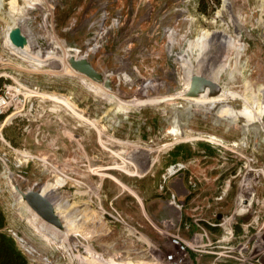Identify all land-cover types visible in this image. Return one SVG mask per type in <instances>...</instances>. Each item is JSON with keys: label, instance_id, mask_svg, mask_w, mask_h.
Here are the masks:
<instances>
[{"label": "rangeland", "instance_id": "1", "mask_svg": "<svg viewBox=\"0 0 264 264\" xmlns=\"http://www.w3.org/2000/svg\"><path fill=\"white\" fill-rule=\"evenodd\" d=\"M0 1L1 83L25 99L18 118L6 120L9 111L0 119V209L28 264H103L87 248L141 264L264 262V126L246 121L239 96L264 103V0ZM15 27L29 51L77 49L72 57L91 69L85 83L115 99L151 100L116 108L79 75L62 73L60 48L30 70L5 44ZM188 77L192 96L203 85L209 95L228 88L238 96L173 98ZM43 94L65 95L75 107L53 110ZM209 134L227 146L190 139ZM57 177L63 184L42 194L58 202L55 213L85 208L104 225L88 242L68 237L72 252L35 230L39 220H28L19 197Z\"/></svg>", "mask_w": 264, "mask_h": 264}, {"label": "bare ground", "instance_id": "2", "mask_svg": "<svg viewBox=\"0 0 264 264\" xmlns=\"http://www.w3.org/2000/svg\"><path fill=\"white\" fill-rule=\"evenodd\" d=\"M15 1L16 0H13L12 3L14 4ZM226 1L227 0H222V6L225 5ZM24 3H26L29 6L31 5V7H32V5L38 4L39 1L38 0H24ZM0 4H1V1H0ZM9 31H10V29L5 33V44H7V46L9 47V49H11V51L13 53H16L19 57H21V58L25 59L27 62H29L28 65L31 67L30 70H37L39 67L46 66L47 63L44 62V61L47 58L56 56V54H57V53H55L54 49L55 50H58L59 48L61 49V53H58V54L62 58H65L66 57V59H67L68 57H72V56H76L77 57L78 56V50L77 49L72 48V47H61L60 45H55V46H53L54 49H49L48 51H41L42 49L41 50L40 49H37V50L35 49L36 50L35 52H32L33 50L32 51H29L28 49H26L23 46V44L22 45H15V44H13L9 40V38H8V32ZM212 39L213 40H217L218 45L224 44V41H222L220 35H219V37H216L214 35ZM213 42H215V41H213ZM227 42H229V41H227ZM233 42L234 41L228 43V45H230V44L231 45H234ZM210 43L211 42L209 41V44ZM191 45L193 47V46L199 45V43L198 42H195V43H192ZM222 47L225 48L224 46H222ZM70 51H73L75 53L74 54L69 53ZM43 56H45V58H42ZM208 60H210V59H208ZM61 64H62V69H63L62 70V73L63 74H72V75L73 74H76V75H79V77H81L82 80H83L84 77H87L86 75H83L80 72H77L74 69H72L68 65L67 62H62ZM4 75H6V73H4ZM186 79H187L186 81H182L181 86L177 89V91L174 92V94L172 96L173 98H181V97H183V98H186L187 99V98H193V97H195L196 101H199V102H209L210 103V102H216V101H219L220 102V101H223V100H227L229 98H232V97L234 98V96H238L236 94V92H234V91H232V90H230L228 88H221L217 93H214L212 95H209V94H211V89L209 87H207V86L202 91L203 94H198V95H193L192 96V95H189V93H187V91H189L191 89L192 83H191L189 77L186 78ZM85 82H86V80H83V83H85ZM85 84L88 86V88H89L90 91L96 92L97 94H101V95L107 96L108 99H110L113 102H115L116 108H118V109H121V108L124 109V107L127 106V105H141V104H145V103H148L151 100L150 98H147V99H143V100L137 101L133 97H130L129 99H126L123 96L120 97V98L115 99L114 96L110 95L109 92H108V90L106 88L102 87L101 85L96 84V83H92V81H91V83L89 82V83H85ZM239 96H240V98H242L244 100L243 106H242V111L245 114V117L247 118L246 121L248 123L257 122V121L259 122L260 121L262 123V126H264V103H259L257 101H254L255 99L252 101L249 98V96H247V94H244V93L241 94V95H239ZM40 100L42 102L43 101H49V102H51L52 105H53L52 106L53 107V110L56 109L55 107L62 106L63 104H67V105H70L72 107H75L73 105V103L65 95L43 94L42 97L40 98ZM227 111H228V109H224L223 110V113L226 114ZM12 115H13V113H11L10 115H8L6 117V120L9 119ZM77 118L83 120L79 115H77ZM81 122L88 123V121H86V120H83ZM173 131H175L174 128H173ZM190 139H200V140L208 141V142H211V143H213L215 145H219V146H222V147H226L227 146L226 141H224L223 139L218 138V137H216L214 135H210V134L209 135H199L197 137H192ZM234 145H235V143H234ZM111 168L114 169L115 167H111ZM113 180L115 182H118V179L116 177H113ZM62 181H63V178L62 177H60V178L57 177V178H55L54 181L48 182L46 184V186L44 187V189L40 192V194H45L50 189L59 187V185L63 184ZM19 197H20L22 203L24 204V206L26 207V209L29 210V212L32 214V215H30L31 217L28 218V220L31 221L30 220L31 218H32V220H36V218L39 220V221L37 220L39 222V224L37 223L36 225H34L35 226V230L37 232H39V233H42L43 229L47 230L50 238L53 239V240H55V241L57 240V243H56L57 246L63 248L64 250L66 249L67 251L69 250V251L72 252V248H71L72 246L70 245L71 242H69L68 237L71 236V237H76L78 239L81 238L83 240H87V242H88V240H93L94 239V236L96 235V232L99 231V230H101L102 227L104 226L102 223H100L101 222L100 219L99 220H95V218H94L95 217V214L91 210H88V209H85V208H78V207L73 208L72 207L71 209L70 208H68V209L66 208L65 210H62V211L59 212L58 216H60L59 218L62 219L60 221H61V224H62V227L63 228H61V229L60 228H57L56 226H53L51 224H48L47 222H45L44 220H42L27 205L26 201L23 200L21 196H19ZM238 197H239L238 198L239 200H242L243 199V194H239ZM248 201H251L250 197L248 198ZM50 202H51L53 208L56 206V204H58V202L56 200H52V201L50 200ZM239 202H241V201H239ZM239 206H240L239 207V210H238L239 212H243L247 208L246 207L247 205H242L241 203H239ZM29 221H27V222H29ZM97 221L99 223H97ZM46 224H47V226H45ZM55 241H54V243H55ZM86 248H87V246H86ZM86 250H87L88 253H90V255L92 256L91 259H93L94 262H103V264H141L140 262H143V261L134 260L132 258H127V257H123V256L122 257H119V256L113 255V254H111V255H109L108 257L105 258L102 253L93 252L95 250L91 251L89 248H87ZM82 261H84V260H82ZM86 262H87V260H86ZM79 264H82V263L79 262Z\"/></svg>", "mask_w": 264, "mask_h": 264}, {"label": "water", "instance_id": "3", "mask_svg": "<svg viewBox=\"0 0 264 264\" xmlns=\"http://www.w3.org/2000/svg\"><path fill=\"white\" fill-rule=\"evenodd\" d=\"M8 38L9 40L15 44V45H22L24 42V36L21 32V30L18 27H15L14 29L10 30L8 32ZM68 65L74 69L77 72H80L81 74L90 76L91 69L86 62L84 58L81 59H75L74 57H68L67 58ZM193 80H196L193 78ZM192 83V87L187 93L189 95L192 92V88L194 83ZM208 85H203L201 88V92L206 88ZM22 199L26 201L27 205L45 222L48 224H51L53 226H56L57 228H62L61 221L58 217V215L55 213L54 208L50 202L49 199L44 197L42 194H40L36 190H28L27 192L22 194ZM248 218L245 216V220ZM264 261V260H263ZM264 264V262H261Z\"/></svg>", "mask_w": 264, "mask_h": 264}, {"label": "trees", "instance_id": "4", "mask_svg": "<svg viewBox=\"0 0 264 264\" xmlns=\"http://www.w3.org/2000/svg\"><path fill=\"white\" fill-rule=\"evenodd\" d=\"M203 2L204 0H200ZM219 0H215V4H218ZM2 79L0 78V84ZM4 115H0V119L3 118ZM241 220H245V217L241 218ZM6 225L5 215L0 209V264H28L26 257L20 251V249L16 246L13 238L5 232L4 227ZM236 233L241 231L240 228L235 230Z\"/></svg>", "mask_w": 264, "mask_h": 264}, {"label": "built area", "instance_id": "5", "mask_svg": "<svg viewBox=\"0 0 264 264\" xmlns=\"http://www.w3.org/2000/svg\"><path fill=\"white\" fill-rule=\"evenodd\" d=\"M20 95L22 94L20 93L19 88L1 83L0 84V115H3L10 111L11 113H13V115L9 118L10 121H12L15 118H18L21 115L20 114L21 110L23 109V106L25 104L24 97L22 98V100L19 99ZM14 98H15V103L13 102ZM14 105L21 107L20 108L18 107L19 110H14V109L11 110V108L15 107ZM32 105L33 103L30 102L29 106L31 107ZM169 168L176 171L180 169V166L170 165Z\"/></svg>", "mask_w": 264, "mask_h": 264}, {"label": "flooded vegetation", "instance_id": "6", "mask_svg": "<svg viewBox=\"0 0 264 264\" xmlns=\"http://www.w3.org/2000/svg\"><path fill=\"white\" fill-rule=\"evenodd\" d=\"M263 233H264V231H263Z\"/></svg>", "mask_w": 264, "mask_h": 264}]
</instances>
